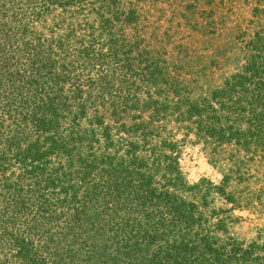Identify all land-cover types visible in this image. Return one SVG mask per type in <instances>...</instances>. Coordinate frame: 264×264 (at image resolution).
<instances>
[{"label": "trees", "instance_id": "trees-1", "mask_svg": "<svg viewBox=\"0 0 264 264\" xmlns=\"http://www.w3.org/2000/svg\"><path fill=\"white\" fill-rule=\"evenodd\" d=\"M129 8L0 0V264H264V243L228 227L262 204L264 97L180 106L184 135L222 176L187 186L174 134L152 125L156 101L96 90L98 40L117 45Z\"/></svg>", "mask_w": 264, "mask_h": 264}, {"label": "rangeland", "instance_id": "rangeland-1", "mask_svg": "<svg viewBox=\"0 0 264 264\" xmlns=\"http://www.w3.org/2000/svg\"><path fill=\"white\" fill-rule=\"evenodd\" d=\"M118 2L125 9L135 8L138 15L121 27L115 22L119 40L111 50L98 40L101 62L93 71L96 90L111 99L152 97L156 104L150 107H156L158 114L152 125L162 136L174 134L165 140L174 143L172 155L183 182L193 186L205 180L218 185L221 173L196 137L184 135L178 113L189 99L264 97V0ZM241 83L245 88H232ZM259 187H263L262 204L251 202L234 210L237 220L228 227L233 238L262 245L264 167L257 191Z\"/></svg>", "mask_w": 264, "mask_h": 264}]
</instances>
